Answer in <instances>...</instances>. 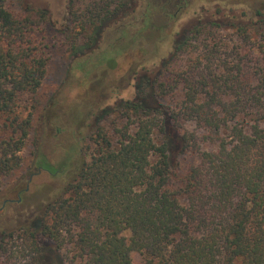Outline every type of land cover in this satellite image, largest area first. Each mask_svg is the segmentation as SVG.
<instances>
[{"label": "trees", "instance_id": "1", "mask_svg": "<svg viewBox=\"0 0 264 264\" xmlns=\"http://www.w3.org/2000/svg\"><path fill=\"white\" fill-rule=\"evenodd\" d=\"M124 5H70V49ZM225 10L184 29L157 70L130 68L135 98L99 117L123 124L88 128L86 159L39 162L65 183L0 232V264H264V1ZM49 20L45 8L0 0V183L21 167L40 112Z\"/></svg>", "mask_w": 264, "mask_h": 264}, {"label": "rangeland", "instance_id": "2", "mask_svg": "<svg viewBox=\"0 0 264 264\" xmlns=\"http://www.w3.org/2000/svg\"><path fill=\"white\" fill-rule=\"evenodd\" d=\"M23 1L50 13L43 34L51 59L39 89L40 112L34 116L21 151L22 165L0 183V232L33 219L64 185L66 178L50 175L39 167L41 160L61 167L70 156L74 163L86 159L88 128H113L112 122L121 127L123 122L115 112L99 117L102 111L135 98L137 81L128 77L130 68L137 67L140 73L146 72L145 67L157 70L170 56L179 34L203 21L215 7L238 13L264 0H124L126 6L108 17L94 39L79 41L73 49L65 32L69 6L82 9L91 0ZM146 12L147 25L143 22ZM122 50L126 53H120ZM109 58L119 66L110 67ZM133 259L140 264L139 256Z\"/></svg>", "mask_w": 264, "mask_h": 264}]
</instances>
